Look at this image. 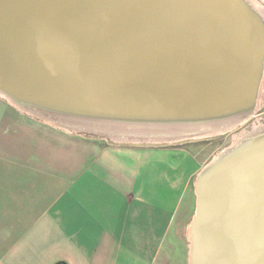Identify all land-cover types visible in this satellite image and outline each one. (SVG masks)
I'll return each mask as SVG.
<instances>
[{"label":"water","instance_id":"95a60500","mask_svg":"<svg viewBox=\"0 0 264 264\" xmlns=\"http://www.w3.org/2000/svg\"><path fill=\"white\" fill-rule=\"evenodd\" d=\"M264 73L246 0H0V93L137 123L244 116ZM188 264H264V128L195 175Z\"/></svg>","mask_w":264,"mask_h":264},{"label":"crops","instance_id":"0c3cea01","mask_svg":"<svg viewBox=\"0 0 264 264\" xmlns=\"http://www.w3.org/2000/svg\"><path fill=\"white\" fill-rule=\"evenodd\" d=\"M122 143L0 96V264H168L178 233L188 264L190 184L207 162L181 144Z\"/></svg>","mask_w":264,"mask_h":264},{"label":"bare ground","instance_id":"6f19581e","mask_svg":"<svg viewBox=\"0 0 264 264\" xmlns=\"http://www.w3.org/2000/svg\"><path fill=\"white\" fill-rule=\"evenodd\" d=\"M249 5L264 19V0H246ZM264 81V77L262 83ZM262 91V84L256 100V105L251 112L244 116H233L218 118L209 121L200 122H175V123H137V122H122L114 120L103 119H88L83 117L67 116L58 113L38 111L21 104L15 103L8 99L4 94L0 93L7 101L18 107L19 109L33 114L46 121L58 124L67 129L78 131H86L94 134H103L111 139L127 141L139 139H151L153 141L172 140L179 138L201 137V136H214L217 134L225 133L232 128L243 125L247 122L253 110L258 107L260 94ZM264 128L261 122H254L251 127L242 130L240 133L235 134L232 138V144L237 143L248 133L257 131ZM190 226V224H189ZM188 226L187 236L190 238V229Z\"/></svg>","mask_w":264,"mask_h":264},{"label":"rangeland","instance_id":"374dc122","mask_svg":"<svg viewBox=\"0 0 264 264\" xmlns=\"http://www.w3.org/2000/svg\"><path fill=\"white\" fill-rule=\"evenodd\" d=\"M263 110H264V81L262 83V91L260 94V100L258 102V107L253 110L247 122H245V124L243 125H238L232 128L231 130L226 131L225 133H222V134H217L214 136L211 135V136H201V137L179 138V139L163 140V141L162 140L153 141L151 139H139L138 141H134V140L121 141V140L111 139L103 134H94L90 132L88 133L96 135L98 137H102L106 139L108 143H122L123 142L122 144H129V145L164 144V143L181 144L182 146H187L189 154L191 156L194 155L199 160V162L201 161L208 162V160H210V157L213 154L216 155L218 151L228 146L233 141L232 138L234 137L235 134L240 133L242 130L249 129L251 127V124H253L254 121L256 122V120H258L259 118L261 117L264 118V115L260 114L261 111ZM193 159L195 158L193 157ZM187 162H188L189 168H191L192 163H193L192 159L190 158V160ZM194 179H195V176L191 180V184H190L191 192H192L191 194L192 207H191L190 213L192 214L189 217L188 226L190 224L192 215L194 213L193 210L195 209V194H194V186H193ZM185 201L186 200L184 199L183 206L185 205ZM188 226L186 228V233H185L187 239H188V236H187ZM172 244H173V248H172V252L170 253L168 264H187V256H186L187 247H186L185 239L181 233L173 235ZM188 245H189V240H188Z\"/></svg>","mask_w":264,"mask_h":264},{"label":"flooded vegetation","instance_id":"af4514ba","mask_svg":"<svg viewBox=\"0 0 264 264\" xmlns=\"http://www.w3.org/2000/svg\"><path fill=\"white\" fill-rule=\"evenodd\" d=\"M263 77H264V73H263ZM263 107V106H262ZM260 114H263L264 115V110L263 111H261V113ZM260 120H259V122H261V123H263L264 124V118H259Z\"/></svg>","mask_w":264,"mask_h":264},{"label":"trees","instance_id":"16d2710c","mask_svg":"<svg viewBox=\"0 0 264 264\" xmlns=\"http://www.w3.org/2000/svg\"><path fill=\"white\" fill-rule=\"evenodd\" d=\"M57 264H67V263H65V262H63V261H60V262H58Z\"/></svg>","mask_w":264,"mask_h":264},{"label":"built area","instance_id":"2783aa9c","mask_svg":"<svg viewBox=\"0 0 264 264\" xmlns=\"http://www.w3.org/2000/svg\"><path fill=\"white\" fill-rule=\"evenodd\" d=\"M258 121H259V119H258V120H256V122H258ZM254 122H255V121H254ZM254 122H253V123H254Z\"/></svg>","mask_w":264,"mask_h":264}]
</instances>
